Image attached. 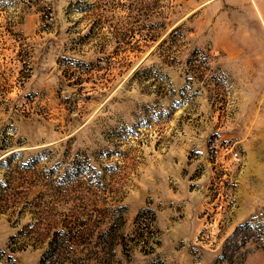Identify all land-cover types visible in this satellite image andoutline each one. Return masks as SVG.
I'll return each instance as SVG.
<instances>
[{
    "label": "rangeland",
    "instance_id": "374dc122",
    "mask_svg": "<svg viewBox=\"0 0 264 264\" xmlns=\"http://www.w3.org/2000/svg\"><path fill=\"white\" fill-rule=\"evenodd\" d=\"M0 264H264V0H0Z\"/></svg>",
    "mask_w": 264,
    "mask_h": 264
}]
</instances>
